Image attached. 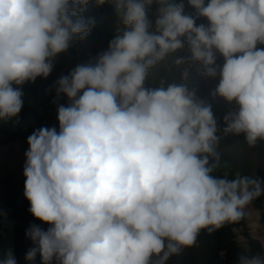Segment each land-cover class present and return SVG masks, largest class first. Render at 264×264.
<instances>
[{
  "label": "clouds",
  "instance_id": "obj_1",
  "mask_svg": "<svg viewBox=\"0 0 264 264\" xmlns=\"http://www.w3.org/2000/svg\"><path fill=\"white\" fill-rule=\"evenodd\" d=\"M90 0H0V121L17 118L23 85L47 78L53 59L94 25ZM114 4L124 30L95 64H79L56 82L59 128L27 138L23 165L29 212L44 224L25 235L34 264H166L192 247L202 230L236 222L264 180L214 175L217 121L186 83L145 87L149 70L187 46L202 75L219 76L215 95L237 110L224 131L264 140V0H94ZM160 6L154 23L153 3ZM207 24H197L199 18ZM217 53L223 57L217 65ZM189 71L181 74L187 81ZM0 264H18L11 250ZM237 264H264L240 254Z\"/></svg>",
  "mask_w": 264,
  "mask_h": 264
},
{
  "label": "trees",
  "instance_id": "obj_2",
  "mask_svg": "<svg viewBox=\"0 0 264 264\" xmlns=\"http://www.w3.org/2000/svg\"><path fill=\"white\" fill-rule=\"evenodd\" d=\"M179 2V0H172ZM185 12L192 14L195 10L188 5V0H183ZM207 3L208 0H205ZM158 3H153L148 9V18L154 23L158 14ZM84 18L92 19L94 25L86 38L81 40L79 35L73 38L74 47H69L65 52L53 59V69L47 78L38 77L35 82L23 85L24 106L19 116L13 120L0 121V147L19 141L21 149H28L27 138L37 128L42 126L59 128L57 120V107L60 104L67 106L66 97L57 96L56 82L61 76H66L77 66L76 53L79 55L98 56L108 50L110 41L124 30V25L114 10V4L106 2L97 7L94 0H90L84 12ZM207 24L205 18H199L197 24ZM264 47V45H258ZM187 46L169 56L156 68L149 70L145 87L155 88L161 81L166 83H186L189 90H196L197 99L211 105L217 121V152L219 154L218 167L214 173L217 176L234 178L238 173L264 180V140H258L250 146L244 134L225 132L227 127L224 117L237 110L235 102L229 103L223 97L215 95L219 83V76L207 77L202 75L203 67L198 62H189L175 66L173 61L178 56L190 57ZM223 57L217 53V65L222 66ZM90 64H95L91 62ZM187 68L189 76L183 81L181 74ZM24 182L19 183L8 178L0 179V259L11 250L18 264H29L25 260L26 252L34 245L25 235L32 224L40 225L47 229L49 225L35 219L29 212L30 203L24 196ZM246 207H251L260 212L259 224L264 228V194L255 198ZM245 215L236 221L228 222L220 229L209 233L202 230L192 247L184 248L179 254L172 255L166 264H237L240 254L264 255L261 243L252 237L245 228ZM241 228L245 239V247L239 245L233 235V229ZM34 264H40L37 255ZM55 264V261L53 262Z\"/></svg>",
  "mask_w": 264,
  "mask_h": 264
},
{
  "label": "rangeland",
  "instance_id": "obj_3",
  "mask_svg": "<svg viewBox=\"0 0 264 264\" xmlns=\"http://www.w3.org/2000/svg\"><path fill=\"white\" fill-rule=\"evenodd\" d=\"M69 47H74L75 44L72 41ZM76 62L79 64H90L91 62H96L97 56L91 55H79L76 53ZM68 104V100L66 98ZM25 151L21 149L19 141L16 140L5 146L0 147V179L8 178L16 183H19L22 179H26L23 175V165L25 162ZM245 228L246 231L254 238H256L264 248V228L259 224L260 212L252 209L251 207L245 208ZM241 228L233 229V235L235 241L245 247V239L242 235Z\"/></svg>",
  "mask_w": 264,
  "mask_h": 264
},
{
  "label": "crops",
  "instance_id": "obj_4",
  "mask_svg": "<svg viewBox=\"0 0 264 264\" xmlns=\"http://www.w3.org/2000/svg\"><path fill=\"white\" fill-rule=\"evenodd\" d=\"M246 208H248V207H246Z\"/></svg>",
  "mask_w": 264,
  "mask_h": 264
}]
</instances>
